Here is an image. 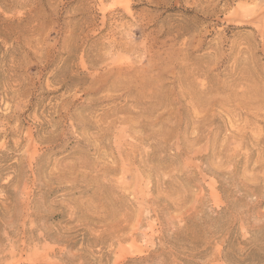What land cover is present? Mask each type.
Here are the masks:
<instances>
[{
    "label": "rangeland",
    "instance_id": "374dc122",
    "mask_svg": "<svg viewBox=\"0 0 264 264\" xmlns=\"http://www.w3.org/2000/svg\"><path fill=\"white\" fill-rule=\"evenodd\" d=\"M0 264H264V0H0Z\"/></svg>",
    "mask_w": 264,
    "mask_h": 264
}]
</instances>
